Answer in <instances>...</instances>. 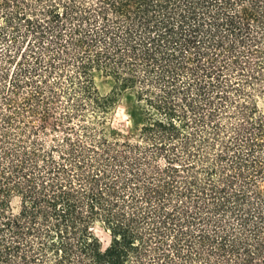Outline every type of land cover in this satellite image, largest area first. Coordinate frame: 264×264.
Here are the masks:
<instances>
[{"label": "trees", "instance_id": "obj_1", "mask_svg": "<svg viewBox=\"0 0 264 264\" xmlns=\"http://www.w3.org/2000/svg\"><path fill=\"white\" fill-rule=\"evenodd\" d=\"M0 264H264V0H0Z\"/></svg>", "mask_w": 264, "mask_h": 264}, {"label": "rangeland", "instance_id": "obj_2", "mask_svg": "<svg viewBox=\"0 0 264 264\" xmlns=\"http://www.w3.org/2000/svg\"><path fill=\"white\" fill-rule=\"evenodd\" d=\"M128 107L131 108V102L127 101V105L120 104L116 110V114L114 117V125L116 127L122 128L123 130L127 129V126L129 124V117L130 114L128 112ZM18 201H14V206L17 207ZM97 233L101 236L103 241L107 244L109 241V236L106 234L101 228H97Z\"/></svg>", "mask_w": 264, "mask_h": 264}]
</instances>
